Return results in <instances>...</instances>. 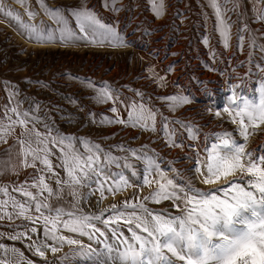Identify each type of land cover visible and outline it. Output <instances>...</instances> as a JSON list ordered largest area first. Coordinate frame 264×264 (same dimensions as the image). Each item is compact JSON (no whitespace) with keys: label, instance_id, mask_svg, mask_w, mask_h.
I'll use <instances>...</instances> for the list:
<instances>
[{"label":"snow or ice","instance_id":"1","mask_svg":"<svg viewBox=\"0 0 264 264\" xmlns=\"http://www.w3.org/2000/svg\"><path fill=\"white\" fill-rule=\"evenodd\" d=\"M14 2L24 8L23 14L0 0V15L14 23L30 42L113 48L133 44L119 27V20L104 22L87 6V0H81V6L67 15L59 8H50L45 0H37L53 21L51 25L34 22L38 13L32 10L30 0ZM148 3L156 18L165 15V0ZM104 6L117 15L122 11L120 0H105ZM208 6L213 9L216 30L228 48L232 28L228 13L236 12L241 0H208ZM254 11L257 21L264 22V9H256L254 4ZM140 28L137 25L136 30ZM245 32L252 33L247 24L238 35V49H242ZM142 35H151V30L145 29ZM257 39L255 34L250 36L252 47L264 52V45ZM203 43L208 45L207 37ZM212 58L215 60V53ZM174 67L175 62L161 73L149 65L146 78L158 88H166L167 76ZM257 68L264 72V65ZM72 78L94 93L91 99L96 104H111L110 116L88 112L92 124L156 133L159 117V131L169 149L185 146L183 133L189 141L198 139V130L192 124L169 119L140 90L125 86L132 93L126 96L107 81L97 84L89 78ZM5 87L9 89V103L0 106V144H8L9 140L12 144L0 154V176L17 179L0 183V222H11L12 228L11 232H0V264H34L23 251L3 243L5 239L24 242L33 255L43 258L44 264H49V251L61 252L65 245L70 247L69 253L53 264H65L69 256L89 264H264V155L257 162L247 148L252 133H264V77H260L258 102L240 96V85L230 89L232 95L223 112L237 125L234 131L239 135L225 131L203 155L197 153L194 159L186 156L193 159L187 177L172 166L174 161L165 162L147 144L134 148L120 143L106 148L88 137L64 134L48 113L40 115L39 104L24 109L17 99L18 89L10 84ZM206 94L212 95L207 89ZM68 99L78 105L75 98ZM156 99L173 112L193 102L190 95L182 93ZM220 116L221 112L216 111L215 117ZM26 169L32 171L20 181ZM198 182L215 187L204 190L197 186ZM144 187L151 189L148 195H141ZM128 188L135 191L107 209L88 212L84 208L97 192L100 204L106 194L115 198ZM149 201L170 202L178 211L174 214L171 209L155 210L148 206ZM237 218L240 228L234 227ZM93 242L102 244L103 249L94 248Z\"/></svg>","mask_w":264,"mask_h":264},{"label":"rangeland","instance_id":"2","mask_svg":"<svg viewBox=\"0 0 264 264\" xmlns=\"http://www.w3.org/2000/svg\"><path fill=\"white\" fill-rule=\"evenodd\" d=\"M45 2L50 8H59L66 15L72 9L81 6V0H45ZM259 3L264 6V0H259ZM8 4H11L14 10L24 13V8L16 4L14 0H5V5ZM104 4L105 0H87V6L95 10L104 22L113 23L119 20V27L126 34V38L133 42L132 46L125 48L85 44L31 46L26 42L29 40L18 31L17 26L0 15V106L9 103L7 96L9 89L5 85L10 84L18 89L17 99L22 101V108L27 109L39 104L40 115L48 113L55 121V127L59 128L62 133L88 137L106 148L120 143L134 148L147 144L158 152L165 162L174 161L172 166L187 177L190 175L188 169L193 165L195 154L203 155L212 144L219 142V134L237 129V125L231 122L228 114L223 112V108L228 107V100L232 95L230 89L240 85L237 90L240 96L258 102L260 77H264V72L259 71L257 65H264V52L258 47H252L250 36L255 34L258 38L257 43L264 45V22L257 21L253 15L255 11L251 10L248 0H241V6L237 11L228 13L232 24L231 39L233 41L228 48L224 47L217 36L216 23L213 21L208 45L206 46L203 40L198 39L191 50L188 48L185 50L182 42L173 43L172 39L169 41L170 28L177 29L179 27L177 22L156 18L150 10L148 0H120L122 11L118 15L106 9ZM30 5L32 10L38 13L35 23L44 21L46 24H53V21L39 7L37 0H30ZM228 7L231 8L232 5ZM23 19L27 21L28 17L24 15ZM245 24L252 30V33H243V46L242 49H238V35ZM137 25L141 26L139 31L136 30ZM145 29H150L151 35H142ZM154 34H159L154 38L157 43H160L158 46L151 42ZM141 53H147L149 56L143 63ZM212 53H215V60L212 58ZM173 62H175V67L167 76L168 86L166 88H158L155 83H151L146 78V68L149 65H154L163 73L166 67ZM241 64L244 66L241 67ZM209 66L215 70H210ZM231 72L236 74L233 82L226 77H231ZM227 73L229 75H226ZM72 77L89 78L97 84L107 81L113 87L121 89L126 96H131L132 93L127 91L125 86L140 90L145 93L146 99L151 97L152 104L169 119H180L192 124L198 130V139L189 141L186 139L187 134L183 133L185 146L182 149H169L165 144L163 133L159 131L161 127L159 117L156 133L122 128L120 125L101 127L92 124L89 122L88 112L110 116L108 109L111 104H96L91 99L94 93ZM199 81H211V83L203 85ZM224 83L226 86H223ZM206 89L211 91V97L206 94ZM174 93L190 95L193 102L182 105L173 112L169 110L165 102L156 99L158 96ZM69 97L75 98L78 105L74 106L68 99ZM206 98L208 100H205ZM81 106L83 111H80ZM216 111L221 112L220 117H215ZM238 135V131H234V136ZM104 136L109 138L102 139ZM135 137L139 138L135 139ZM240 139L242 141V138ZM189 144L192 146L189 147ZM247 148L253 152L258 162L264 155V133L260 131L255 139H249ZM186 156L193 159H185ZM138 167L142 170V166L138 165ZM168 175L171 176L172 173L169 172ZM197 186L204 190L210 188L199 182ZM152 187L155 188V185ZM134 191L128 188L115 198L106 194V199L100 204H97L99 199L97 192L84 205V208L88 212L107 209L112 203H118L120 197H129ZM150 191L149 187H144L141 195H148ZM148 206L155 210L171 209L174 214L178 211L172 208L170 202L154 204L149 201ZM238 220L239 218L234 227L240 228L242 225ZM15 223L20 224L21 221H15ZM10 224L11 222L8 221L0 222V232H11ZM219 227L223 230V223ZM3 243L9 246L14 245L23 251L24 256L32 260L34 264H44L43 258L33 255L24 242L5 239ZM92 246L97 250L103 249L102 244L93 242ZM69 251L70 247L67 245L61 252L51 253L49 251L46 254L49 264H53ZM68 262L89 264L88 261L73 256L68 257Z\"/></svg>","mask_w":264,"mask_h":264},{"label":"bare ground","instance_id":"3","mask_svg":"<svg viewBox=\"0 0 264 264\" xmlns=\"http://www.w3.org/2000/svg\"><path fill=\"white\" fill-rule=\"evenodd\" d=\"M166 3V13L161 19L175 20L179 27L177 29L170 28L168 33L169 41L172 39L173 43L182 42L183 48L186 50L187 48L191 50L194 46L195 42L200 39L204 40L205 37L210 38L211 28L213 21L216 23V18L213 14V9L208 6V0H165ZM248 4L251 10L254 11V4L256 9H264V6L259 3V0H248ZM179 13V17L175 18V16ZM255 15V12L253 13ZM203 31V32H200ZM217 31V30H216ZM218 33V37L220 41L223 43L222 38ZM159 34H154L151 38V42L153 45L158 46L160 43H157L154 38L158 37ZM31 46L41 47L48 44H38L30 41H26ZM232 39L229 40V45L232 44ZM224 45V44H223ZM172 52V51H171ZM147 53H141L142 63L148 59ZM179 71V70H178ZM177 71V72H178ZM231 77H228V80L231 82L234 81L235 73L231 72ZM226 75H229L228 73ZM226 82V80H225ZM223 86H226L224 83ZM205 100H208L206 98ZM264 128V126H261ZM258 132L252 133L249 139H255L258 136ZM202 184V183H200ZM203 185V184H202ZM205 186V185H203ZM215 187V186H209Z\"/></svg>","mask_w":264,"mask_h":264},{"label":"crops","instance_id":"4","mask_svg":"<svg viewBox=\"0 0 264 264\" xmlns=\"http://www.w3.org/2000/svg\"><path fill=\"white\" fill-rule=\"evenodd\" d=\"M11 144H12L11 140H9L8 144H0V154H3L5 149L8 148ZM31 171H32L31 169H26L22 171L19 176V180L23 181L25 177H27ZM16 179L17 178L15 176H0V183L8 184L10 181H13ZM68 199L70 200L71 197H69Z\"/></svg>","mask_w":264,"mask_h":264}]
</instances>
